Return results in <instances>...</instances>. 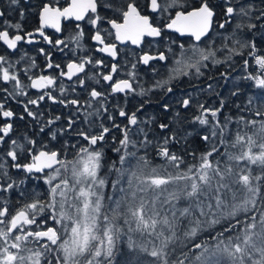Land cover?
Returning <instances> with one entry per match:
<instances>
[{
	"label": "snow or ice",
	"instance_id": "obj_1",
	"mask_svg": "<svg viewBox=\"0 0 264 264\" xmlns=\"http://www.w3.org/2000/svg\"><path fill=\"white\" fill-rule=\"evenodd\" d=\"M16 2L11 0L12 4ZM108 10L116 13V18L102 14ZM3 15L0 12V17ZM20 15L23 17L24 12ZM217 15L223 16L218 28L223 30L232 24L231 32L216 30ZM62 18L87 20L95 29L91 40L98 46L97 51L116 62L107 74L81 77L79 74L85 73L87 65L94 61V65L102 66L105 60L85 55L78 61H68L64 71L60 63L52 62V53L41 48L45 67L60 70L57 77L43 72L31 74L39 66L26 53L16 61L0 55V81L13 85L12 92L3 89L6 96L15 99L27 97L28 88L42 90L34 99L17 101L23 103L27 117L38 124L43 121L39 133L64 119V126L49 131L50 140L69 133H74L78 140V143L65 140L60 148H53L50 142L41 143L27 134L24 143L11 139L5 158L0 161V193L24 183L12 180L10 168L36 174L35 179L42 180L47 188L44 194L33 193L32 199L15 211L0 196V264H264V49L257 40L259 37L264 41V0H260L259 6L255 0H198L197 5H190L188 0H144L143 6L139 0H68L63 8L44 3L39 10L40 26L35 30L39 36L49 44L61 46V51L68 47L67 40L83 50L84 30L79 23L66 39L53 41L45 33L46 28L61 32ZM164 19L167 23L161 27ZM105 20L114 30V40L120 44L130 42L140 46L147 37L168 40L165 29L188 36L194 43L187 47L180 43L177 53L171 47L177 42L168 40L166 51L154 55L145 52L124 74L127 78L116 79L114 74H119L122 67L117 59L121 50L117 43L109 42L113 32L100 27ZM12 29L17 30L15 34ZM21 30L20 23L5 21L0 28V42L12 50L26 37L32 43L33 33L21 35ZM210 36L212 39L208 40ZM217 38L222 41L219 46L214 43ZM204 40L208 44L201 47ZM234 57H244L245 74L236 79L250 81L260 90L259 96L249 95L243 106L235 105L237 115L223 113L228 103L223 97L218 106H207L199 100L202 93L220 97L213 83L203 88L198 83L191 84L193 79L198 82L205 76L204 69L209 65L231 69ZM170 58L172 63L166 74L153 66L154 62L166 63ZM25 59L30 62L25 68H18ZM140 64L159 77L147 87L139 78ZM252 65L255 72L249 71ZM21 72L27 76V84L20 78ZM62 77L72 82V93L76 92L77 84L87 90V80L99 84L98 77L112 83L110 92L92 87L82 101L66 98L69 89L62 80L60 97L53 94L51 89ZM182 77L189 79L192 90L182 91L176 98L177 110L167 123L156 124L154 116L142 119L139 113L144 104L132 112L119 104L109 111V95L143 97L158 90L167 97L176 92ZM219 78L228 80L230 74L221 72ZM207 79L211 81L214 77ZM233 87L230 97L239 96L240 86L234 83ZM46 98L71 109L68 115L49 116L45 121V113L38 109ZM30 106H36L37 110ZM160 107L167 113L172 111L173 104L164 102ZM189 108H194L196 114L186 119L180 109ZM117 114L122 121L117 122ZM15 115L0 102V117L7 121L0 123V143L6 142L13 132ZM105 115L109 124L103 120ZM81 117L83 126L77 129ZM24 118V114L19 117ZM173 123L180 131L184 123L198 127L180 137L177 130L169 132ZM193 135L203 142L204 151H189L188 137ZM109 136L115 145L110 150L117 159L106 164ZM181 140L185 143L183 153L173 151L172 146ZM150 149H155L163 164L153 163ZM21 152L27 153L25 163L19 162ZM187 156L192 157L191 163H187ZM7 158L12 162L10 165ZM105 167L107 172L101 174ZM109 185L112 191L106 192ZM19 195L23 198L25 193ZM205 232L209 233L208 238L196 242Z\"/></svg>",
	"mask_w": 264,
	"mask_h": 264
},
{
	"label": "flooded vegetation",
	"instance_id": "obj_2",
	"mask_svg": "<svg viewBox=\"0 0 264 264\" xmlns=\"http://www.w3.org/2000/svg\"><path fill=\"white\" fill-rule=\"evenodd\" d=\"M68 0H17L15 4L11 3V0H0V12H2L4 15L0 17V28L4 26V22L8 21L10 23H20L22 25V30L20 31L21 35H24L27 32L33 33L32 43L27 42V37L24 41L18 42V48L15 50L7 49L6 45H3L2 42H0V55H7L12 61H16L19 59V57L26 53L28 58H34L36 60V63L38 64V68L32 69L31 74H40L43 72V74L46 75H56L59 77V71L57 69H47L45 67V61L46 58L44 55L40 54L39 50L41 48L46 49L47 51L52 53V62L60 63L62 66V69L64 71H67L66 67H64L68 61L70 60H77L80 57H83L85 55L92 56L95 59H104L105 65L102 66H96L93 64H89L86 66L85 73L79 74L81 77H84L85 75H91L96 73H104L107 74V72L110 70L111 64L114 61L111 57H108L104 53H100L97 51V45L94 41L91 40V35L94 33L95 29L87 22V20L84 21H75L74 19L65 20L62 18L61 20V32H56L55 29L52 28H46L45 33L55 41L56 39H66L70 36V34L74 33L76 31L75 25L77 23L80 24L81 28L84 30V37L82 38L81 43L84 45L83 50L76 48V45L71 40H67L68 47L64 48L63 51H61V46H55L53 44H49L46 41L43 40L42 37L39 36V33H37L35 30L40 26L39 24V10L43 6L44 3H51L53 7H66ZM141 6L144 4V0H139ZM198 2L191 5H197ZM21 11L24 12L23 17H21L20 13ZM103 15H106L108 18H116L117 14L112 12L111 10H108L106 12H102ZM145 14H148V10L145 11ZM223 19L222 15H217L216 17V29L218 28L219 22ZM157 21L159 22V17H157ZM163 23H167V19H164L161 23V27L163 26ZM100 27L102 29H108L111 30V26L107 24V21L101 23ZM17 30L12 29L11 32L15 34ZM113 32V36L109 38V42H115L117 43L118 48L121 50L120 56L117 58L121 67V71L119 74H114L116 79H122L127 78L124 74L127 72V70L131 67V64L135 62V60L143 55L145 52H149L150 54H156L158 51H165L164 44H168V40H175L176 38L182 39L185 36H180V34L175 33L171 30H164V36L168 38V40L162 39L160 37L152 38L147 37L142 42V45L136 46L132 45L130 42H125L124 44H120L119 42L114 40V30H111ZM76 48V54L73 55V49ZM127 61V64L125 63ZM29 59H25L23 62L18 64V68L23 69L25 66L29 63ZM156 64H162V62H154L153 66ZM151 71V69L147 68V66H144L143 64H140L138 66V73H142L143 75H147ZM20 78L25 82V84L28 83L27 76L21 72ZM100 79V83L96 84L94 81L87 80L86 84L88 85L87 90L84 88H81L78 84L76 85V92H71V86L72 82L67 79V77L59 78L55 88L51 89L54 95L57 97H60L59 93V85L60 80L63 81L64 85L69 89L67 99L72 98H79L80 100H84L87 98V91H90L92 87H96L99 91L104 92H110V84L112 82H105L103 81L102 77H98ZM140 78L144 79L143 76ZM75 80V78H73ZM8 88L11 90L13 88V85L11 83H4L3 81H0V102L2 101L4 103L5 101V93L3 91L4 88ZM135 86V85H134ZM28 96H19L21 97V100H27V98H36L38 95L42 94V90L27 89ZM138 95L135 94H128L127 97H125V94L119 93V94H112L109 95L107 98V106L109 109L113 110V106L116 104H124L128 101H134V99ZM10 99L9 96H6ZM125 102V103H124ZM59 106H62V109L67 110L63 105H60L59 103H53L50 100L45 99V101L41 102L39 106V111L45 112H55L57 109H59ZM97 107L99 105L97 104ZM71 109L68 108V113ZM46 114V113H45ZM82 120H80L79 123H82L83 117H81ZM119 118V117H118ZM6 120L3 117H0V120ZM103 120H107V116H103ZM7 122V121H6ZM44 133H42L43 135ZM43 139V138H42Z\"/></svg>",
	"mask_w": 264,
	"mask_h": 264
},
{
	"label": "trees",
	"instance_id": "obj_3",
	"mask_svg": "<svg viewBox=\"0 0 264 264\" xmlns=\"http://www.w3.org/2000/svg\"><path fill=\"white\" fill-rule=\"evenodd\" d=\"M196 2H198V0H188V3L190 5L191 4H195ZM216 30L219 31V32L227 33L226 30H224V29L221 30V29L217 28ZM249 38H251V37H249ZM208 40H209V38H208ZM175 41L178 42V43H179V41H181V42L182 41H188L189 43L190 42L194 43V41L188 36H185L182 39L176 38ZM204 42L207 43V40H204ZM214 43H215L216 46H219L222 43V41L219 38V40L215 41ZM201 45H203L205 47L204 43H202ZM259 47L264 49L263 46L259 45ZM175 48L177 50L179 49V47H175ZM219 55L222 56V53H220ZM245 55H246V53H245ZM241 58H244V57H234L235 63L233 65V67L229 71V74H230V78L229 79H231L234 76H240V77L244 76L245 73H244V69L242 67V63L240 61L236 62V61H238V59H241ZM215 68H212L211 65H209L208 69H204L205 76L201 77L198 82L195 79H193L192 80L193 83H191V84H192V86H195L198 83L199 86L201 88H203V87L206 86L207 83H213L214 87H215V91L216 92H218V90L221 91V92H219L220 93V97H217L214 94L213 95H209L208 93H202L200 95V97H199V100L205 102L207 106H218L219 99L221 97H223L224 99H226L228 101L227 106L223 109V113L224 114H228L230 112L233 115H237L238 112H237V109H236L235 105L237 103H239V104H241V106H243V104H244L243 102L246 100V98H248V97H245V95H255V94L259 95L260 90L257 89L259 91V93H256L255 90H254V87L253 86L251 87L249 85V84L252 85V82L247 81V80H238V82H240V85H239L238 83H236L237 82V79H236L237 77H236V78H234L235 79L234 83L238 84L240 86L241 90H244V89L245 90L241 91L242 95H239L241 97H239V96H237L236 98L235 97H230V92L234 90V87H233L234 84L230 83L229 79L228 80L219 79V74L221 72L228 71L229 69H227L226 66H220L219 68L221 69V71H220V69H218V66L216 68L217 70ZM250 68L251 69H249V71H252V72L255 71V65H252V67H250ZM213 70H215V71H213ZM211 72H213V73H211ZM208 76H212V77H214V79L209 81L207 79ZM183 78H184L182 80L183 82L178 85V87L176 89V92L174 94H170L167 97H165L164 92H161V91L157 90V91H154L153 93H150L149 96H143L142 97V96L138 95L134 99V101H132V102L128 101L126 103L124 102L125 105L124 104H119V105L125 106L126 110L128 112H132V111L136 110L137 108H139V106L141 104H144V108L139 113V115H140V117L142 119L145 118L146 116H154L156 118V124L160 123L161 121L167 123V122H169L168 118L172 117L174 115L175 111L177 110L176 98H179L181 96L182 91L186 92V91L192 90L190 88L189 84L187 86V83H188L189 79L187 77H183ZM140 80L142 82H144L145 87H147L148 85H150L153 82L152 81L149 84H147L145 79L144 80L140 79ZM220 82L223 85L222 84L220 85L219 84ZM232 82H233V80H232ZM183 83H185V84H183ZM224 84L225 85L229 84L230 86L228 85V87L225 88ZM242 88H244V89H242ZM248 88H250V89H248ZM220 89H222V90H220ZM245 92H247V94H245ZM248 92L250 94H248ZM242 96H244V97H242ZM27 99H32V98L28 97ZM243 99H245V100H243ZM18 100L21 101V102H26V100H24V101L21 100V97H19V96L16 97L15 99H13L12 97H10V99H9L8 97L5 96V101H4L5 106L10 108V109H12L15 112L16 115H15L14 118H12L13 132L9 135V137L6 138V142L0 143V161H2L5 158L4 154L8 151L11 139H18L21 143H24L23 137H24L25 134H27L28 136L33 137V138L37 139L38 141H40V140H43L45 142L53 141V140H50V137L48 135L49 131H51V130H49V128H46L43 135L41 133H39V128H40L41 124L43 123V121H41V123L38 124L35 121H33L31 118L27 117V115L24 113L23 103H18L17 102ZM145 100H148L149 102L148 103H144ZM229 101H230V103H229ZM164 102L173 104L172 111L167 112V113L162 111V109L160 107V104L164 103ZM194 103H195V101H194ZM228 105L229 106L231 105V106L228 107ZM30 107H32V109L34 111L37 110L36 106H30ZM60 108H62V106H59V109H57V110H59L58 111L59 113L57 111H55L54 113L53 112H45L46 114H45L44 120L46 121V119L49 116H55V115H62V117H66L68 115V108H67V110L60 109ZM109 111L112 112L113 110L109 109ZM180 111H181V114L186 119H190L192 115L196 114L194 108H189L187 111H185L183 109H180ZM21 114L25 115V118L23 120L19 119ZM105 116H107V115H105ZM249 118L259 119L258 117H249ZM122 120H123V118H120V117L118 118V114H117V122H120ZM4 122H6V120H3V119L0 120V123H4ZM104 122H105V124H109V122L107 120H104ZM124 123H126V121H124ZM55 125H57V128H60L61 126L65 125V120L62 119L60 121H57ZM82 126H83L82 123L78 122L76 127H77V129H79ZM197 127H198L197 125L184 123L183 124V131H180V130L176 129V125L173 123L171 125L170 129H169V132H171L173 130H177L178 136L182 137L187 131H191L194 128H197ZM57 128H55V129H57ZM230 128H232L234 130L235 126L234 125H230ZM155 130L157 132H159L158 128H156ZM113 134L117 135L116 132H114ZM165 134H167V133H165ZM9 138H11V139L9 140ZM60 138H63L64 139L63 141L67 140L70 143H78V140H77L76 136L74 135V133H69L67 135L61 136ZM58 140H59V137H58ZM108 140H109V146L105 147V153H106V161H105V163L106 164L108 162H110L111 160H113V159H117L116 155L114 153H112L111 150H110L112 146H115V145L111 144V136L108 137ZM187 143H188V146H189V151H191L192 149H196L197 153H199V152L205 150V146H204L203 142L199 141V138L196 137L195 135H193L191 137H188V142ZM61 144H63V143H61ZM56 145H57L58 148H60V146H61L59 144H56ZM37 147H39V144L37 145ZM184 147H185V143H184L183 140H181L180 143L174 144L172 146V150L173 151H180L181 153H183ZM221 151H223V149H221ZM149 155H150V158H152L154 164L160 165V164L164 163L161 160V158H159L158 156L155 155V149H150ZM186 161H187V163H191L192 162V157L191 156H187L186 157ZM7 162H8L9 165L12 163L10 158H7ZM19 162L20 163L27 162V153L23 152L22 154H20V161ZM106 172H107V168L105 167L102 170L101 174H104ZM35 175L36 174L25 173L23 170L10 168V176H11L12 180H15L17 182H19L21 180L24 181V183L20 184L18 188H14V189L10 190L7 193H2V197L9 201V204L12 206V210L13 211H15V209L17 207H19L20 204L29 202L32 199L33 193H42V194H44L46 192L47 186L43 184L42 180L35 179ZM111 178L114 179L115 176L113 175ZM9 182H11V181H9ZM22 191L25 193V196L23 198H21L20 195H19L20 192H22ZM105 191L106 192H111L112 191L110 185L108 187H106ZM18 200H19V203H17ZM0 206H2V201H0ZM181 206H184V205L181 203ZM216 230L217 231L220 230L219 226H217ZM212 234H214V233H212ZM208 236H209L208 232L202 233L200 238L196 242H200V240L207 239Z\"/></svg>",
	"mask_w": 264,
	"mask_h": 264
},
{
	"label": "rangeland",
	"instance_id": "obj_4",
	"mask_svg": "<svg viewBox=\"0 0 264 264\" xmlns=\"http://www.w3.org/2000/svg\"><path fill=\"white\" fill-rule=\"evenodd\" d=\"M255 3L259 6L260 5V0H255ZM232 27H233V25L232 24H229L228 26H227V28L226 29H224V30H226V32H230L231 30H232ZM215 35V33H213V36ZM210 39H212V37L210 36L209 37V40ZM219 40V38H217L215 41H218ZM257 40H258V44L260 45V46H263V48H264V41H260L259 40V37H257ZM180 43H184L185 44V46L187 47L188 45H190V44H192L193 42H188V41H179V43L177 42L176 44H171V47L174 49V51L175 52H177V53H179V49L177 50L175 47H179V44ZM207 44H208V40H207ZM207 44H205V46H207ZM164 46L166 47L167 46V43L166 44H164ZM201 47H204L203 45H200ZM165 51H166V48H165ZM241 62L242 63V61H243V58H241V59H238V61H236V62ZM163 64H161V65H158V64H156V65H154L155 67L157 66H159L160 67V71H161V73H163L164 74V72L165 71H167V67H168V65H170L171 63H172V58H170L166 63L165 62H162ZM158 67V68H159ZM162 68H164V69H162ZM162 70L164 71V72H162ZM230 71V69L228 70V72ZM151 73V71L148 73V76L147 75H143L142 73H139L140 75H139V78L141 77V76H143L144 77V79H145V81H146V83L147 84H149L150 82H152V81H154L155 79H158L159 77H157V76H154L152 73ZM150 74V75H149ZM236 77H240V76H234V77H232L231 79L233 80V82L231 81V79H230V82L232 83V84H234V78H236ZM141 79V78H140ZM182 80L184 79L183 77L181 78ZM191 83H193V81H191ZM183 84H185V83H183ZM188 84H189V81H188V83H187V86H188ZM12 85V84H11ZM251 86V85H250ZM252 87V86H251ZM7 89H8V91L9 92H12L13 91V88L11 89V90H9V88H8V84H7ZM254 90H256L255 92L256 93H259V91L257 90V89H255L254 88ZM259 95H260V93H259ZM259 95H257V94H255V95H253V96H259ZM247 96H249V95H246V97ZM55 128H57V125H54V126H49V130L51 129V130H53V129H55ZM119 134L117 133V136H118ZM11 138H9V140H10ZM64 139L63 138H60L59 137V140H53V141H50V147H53V148H58L57 147V145L56 144H59V145H62L61 143H63L64 141H63ZM40 142L41 143H43V142H45V141H43V140H40ZM8 150H9V148H8ZM23 153V152H22ZM22 153H20V154H22ZM26 153V152H25ZM0 196H2V193H0Z\"/></svg>",
	"mask_w": 264,
	"mask_h": 264
},
{
	"label": "bare ground",
	"instance_id": "obj_5",
	"mask_svg": "<svg viewBox=\"0 0 264 264\" xmlns=\"http://www.w3.org/2000/svg\"><path fill=\"white\" fill-rule=\"evenodd\" d=\"M203 43H204V44H207V43H205L204 41H203ZM162 64H163V63H162ZM158 65H161V64H158ZM156 67H157V66H156ZM158 67H159V66H158ZM219 67H220V66H218V69H220ZM159 68H160V67H159ZM216 68H217V67H216ZM216 68H215V69H216ZM162 69H164V68H162ZM250 69H251V68H250ZM253 69H254V68H253ZM216 70H217V69H216ZM213 71H215V70H213ZM220 71H221V69H220ZM149 72H150V71H149ZM162 72H164V71L162 70ZM216 72H217V71H216ZM254 72H255V71H254ZM211 73H213V72H211ZM150 74H151V73H150ZM150 74H149V75H150ZM161 74H163V73H161ZM164 74H166V71L164 72ZM139 75H140V74H139ZM147 76H148V74H147ZM231 77H232V76H231ZM141 79H142V78H141ZM219 79H220V78H219ZM219 79H218V80H219ZM143 80H144V79H143ZM229 80H230V79H229ZM231 81H232V79H231ZM224 82H225V81H224ZM245 82H246V81H245ZM230 83H231V82H230ZM236 83H238V84L240 85V82H238V80H237ZM243 83H244V82H243ZM219 84L221 85L222 83L220 82ZM222 85H223V84H222ZM224 85H225V84H224ZM228 85H229V84H228ZM228 85H225L224 87L226 88V87H228ZM249 85H251V84H249ZM218 86H219V85H218ZM229 86H230V85H229ZM251 86H252V85H251ZM241 87H242V86H241ZM216 88H217V87H216ZM219 88H220V87H219ZM225 88H224V89H225ZM242 89H244V88H242ZM248 89H250V88H248ZM220 90H222V89H220ZM244 90H245V89H244ZM244 90H242V91H244ZM251 90H252V89H251ZM223 91H224V90H223ZM226 91H227V90H226ZM228 91H229V90H228ZM247 91H248V90H247ZM255 91H256V90H255ZM215 92H216V91H215ZM218 92H221V91L218 90ZM249 92H250V91H249ZM249 92H248V94H250ZM251 92H252V91H251ZM224 93H225V92H224ZM245 94H247V92H245ZM240 95H242V94H240ZM239 97H241V96H239ZM242 97H244V96H242ZM245 97H246V95H245ZM247 97H248V96H247ZM235 98H236V97H235ZM246 99H247V98H246ZM243 100H245V99H243ZM229 103H230V101H229ZM243 103H244V102H243ZM233 105H234V104H233ZM230 106H231V105H230ZM230 106L228 105V107H230ZM232 108H233V107H232ZM232 108H231V109H232ZM60 109H62V108H60ZM232 110H233V109H232ZM56 111L58 112L59 110H56ZM53 113H54V112H53ZM58 113H59V112H58ZM81 120H82V118H81ZM50 130H51V129H50ZM53 130H54V129H53Z\"/></svg>",
	"mask_w": 264,
	"mask_h": 264
},
{
	"label": "water",
	"instance_id": "obj_6",
	"mask_svg": "<svg viewBox=\"0 0 264 264\" xmlns=\"http://www.w3.org/2000/svg\"><path fill=\"white\" fill-rule=\"evenodd\" d=\"M179 34V33H178Z\"/></svg>",
	"mask_w": 264,
	"mask_h": 264
}]
</instances>
